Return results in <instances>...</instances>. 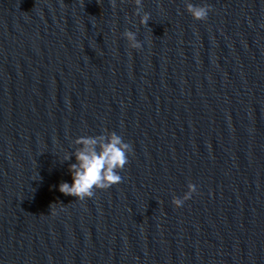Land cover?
<instances>
[{"label":"water","instance_id":"obj_1","mask_svg":"<svg viewBox=\"0 0 264 264\" xmlns=\"http://www.w3.org/2000/svg\"><path fill=\"white\" fill-rule=\"evenodd\" d=\"M141 3L0 0V264H264V0ZM111 131L121 182L61 193Z\"/></svg>","mask_w":264,"mask_h":264},{"label":"clouds","instance_id":"obj_2","mask_svg":"<svg viewBox=\"0 0 264 264\" xmlns=\"http://www.w3.org/2000/svg\"><path fill=\"white\" fill-rule=\"evenodd\" d=\"M134 3L138 6L134 9V13L139 14L140 24L147 23L149 14L147 12L141 14V0H134ZM112 4L114 7L115 0H112ZM210 7L207 4L194 5L191 2L185 4L186 11L196 20H205ZM123 36L126 37L131 48L141 47L134 32L125 30ZM76 142L81 147L74 153L77 163L69 165L72 183L60 182L58 190L61 193L83 201L85 198L92 197L95 189H107L121 182L122 178L117 170L124 168L128 163V154L132 152V148L122 140L120 135L111 131L108 137L101 136L99 140L95 137L81 136ZM187 189L182 197H172L173 205L181 206L193 192L197 191V186L189 182Z\"/></svg>","mask_w":264,"mask_h":264}]
</instances>
